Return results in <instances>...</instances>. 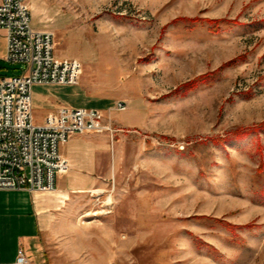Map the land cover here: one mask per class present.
<instances>
[{
	"label": "rangeland",
	"instance_id": "1",
	"mask_svg": "<svg viewBox=\"0 0 264 264\" xmlns=\"http://www.w3.org/2000/svg\"><path fill=\"white\" fill-rule=\"evenodd\" d=\"M26 2L50 11L56 57L83 66L80 86L41 97L126 105L111 176L80 200L95 213L76 220L75 259L264 264V0ZM1 32L0 78L19 76Z\"/></svg>",
	"mask_w": 264,
	"mask_h": 264
},
{
	"label": "built area",
	"instance_id": "2",
	"mask_svg": "<svg viewBox=\"0 0 264 264\" xmlns=\"http://www.w3.org/2000/svg\"><path fill=\"white\" fill-rule=\"evenodd\" d=\"M0 30L6 34L4 61L24 65L21 75L0 78V191L53 192L69 169L61 147L76 135L113 130L102 111L85 108L61 107L36 125L33 87L78 86L82 63L56 57L54 33L32 27L26 0H0ZM0 264L35 263L20 251L14 262Z\"/></svg>",
	"mask_w": 264,
	"mask_h": 264
},
{
	"label": "crops",
	"instance_id": "3",
	"mask_svg": "<svg viewBox=\"0 0 264 264\" xmlns=\"http://www.w3.org/2000/svg\"><path fill=\"white\" fill-rule=\"evenodd\" d=\"M49 9H51L50 6ZM50 17V11L41 7V3L38 9L32 6L31 24L34 29L41 31L50 29L48 31L53 32V21L49 23ZM1 33L4 38L2 53V60H4L6 34L4 31ZM61 87L76 86L37 85L33 87V118L34 120L38 118V125H42L47 115L61 107L74 108L61 103L56 97H41L42 89ZM99 103L105 104L107 111L100 108H77L106 111L108 115L106 118L104 116L103 123L110 125L113 132L99 131L82 136L76 135L62 146L61 154L68 161L69 169L65 174L57 177L53 192L0 191V263L14 262L19 252L23 251L35 264H102L97 259L98 254L78 262L75 257H80L83 251L81 248L74 247L77 218L81 214L89 217L90 214L95 213L82 208L80 200L92 192H102L105 182L111 176V168L116 163L110 144V133L116 132L112 115L124 113V111L117 110L115 106L107 102L99 101ZM124 117L123 115L115 118V122L122 123ZM126 125H130L129 122ZM13 199H18L25 204V221L16 222L10 217Z\"/></svg>",
	"mask_w": 264,
	"mask_h": 264
},
{
	"label": "bare ground",
	"instance_id": "4",
	"mask_svg": "<svg viewBox=\"0 0 264 264\" xmlns=\"http://www.w3.org/2000/svg\"><path fill=\"white\" fill-rule=\"evenodd\" d=\"M97 192H100V191H97ZM110 204H111V201L109 200V201H108V205H110Z\"/></svg>",
	"mask_w": 264,
	"mask_h": 264
}]
</instances>
